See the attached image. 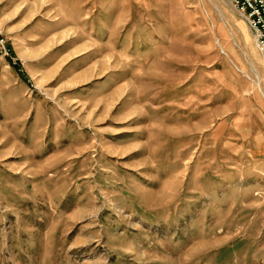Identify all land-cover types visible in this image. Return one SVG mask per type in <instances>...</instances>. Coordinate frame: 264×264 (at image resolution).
<instances>
[{"label": "rangeland", "instance_id": "1", "mask_svg": "<svg viewBox=\"0 0 264 264\" xmlns=\"http://www.w3.org/2000/svg\"><path fill=\"white\" fill-rule=\"evenodd\" d=\"M22 1L0 5V264H264V56L231 0H55L111 69L56 98L10 65Z\"/></svg>", "mask_w": 264, "mask_h": 264}, {"label": "crops", "instance_id": "2", "mask_svg": "<svg viewBox=\"0 0 264 264\" xmlns=\"http://www.w3.org/2000/svg\"><path fill=\"white\" fill-rule=\"evenodd\" d=\"M4 1L0 0V5ZM54 1L23 0L17 4L16 12L26 15L17 27L10 28L19 33L14 44L25 61L24 80L36 81L34 88L42 89L51 98L89 86L97 78L105 80L111 71L104 69V59L94 52V42L80 39L77 32L70 30L63 10L53 15V11L58 12Z\"/></svg>", "mask_w": 264, "mask_h": 264}, {"label": "built area", "instance_id": "3", "mask_svg": "<svg viewBox=\"0 0 264 264\" xmlns=\"http://www.w3.org/2000/svg\"><path fill=\"white\" fill-rule=\"evenodd\" d=\"M235 12L251 29L255 44L264 56V0H231ZM12 50L7 39L0 34V56L11 58Z\"/></svg>", "mask_w": 264, "mask_h": 264}, {"label": "trees", "instance_id": "4", "mask_svg": "<svg viewBox=\"0 0 264 264\" xmlns=\"http://www.w3.org/2000/svg\"><path fill=\"white\" fill-rule=\"evenodd\" d=\"M10 65L17 71V73L24 79L23 71L21 70V66L19 63L10 62Z\"/></svg>", "mask_w": 264, "mask_h": 264}, {"label": "bare ground", "instance_id": "5", "mask_svg": "<svg viewBox=\"0 0 264 264\" xmlns=\"http://www.w3.org/2000/svg\"><path fill=\"white\" fill-rule=\"evenodd\" d=\"M261 91V90H260Z\"/></svg>", "mask_w": 264, "mask_h": 264}]
</instances>
